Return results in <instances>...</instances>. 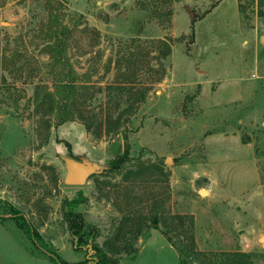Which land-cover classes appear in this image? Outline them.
I'll return each mask as SVG.
<instances>
[{
	"label": "rangeland",
	"instance_id": "obj_1",
	"mask_svg": "<svg viewBox=\"0 0 264 264\" xmlns=\"http://www.w3.org/2000/svg\"><path fill=\"white\" fill-rule=\"evenodd\" d=\"M262 12L264 0H0V264H179L172 243L191 254L182 264H264V188L238 194L255 182L242 138L264 183ZM56 31L61 70L45 49ZM57 79L82 85L62 124L34 101ZM68 160L95 173L69 185Z\"/></svg>",
	"mask_w": 264,
	"mask_h": 264
},
{
	"label": "trees",
	"instance_id": "obj_2",
	"mask_svg": "<svg viewBox=\"0 0 264 264\" xmlns=\"http://www.w3.org/2000/svg\"><path fill=\"white\" fill-rule=\"evenodd\" d=\"M261 15L264 16V12H262ZM64 29L65 27H63V29L61 30V34H64ZM49 30L52 31L53 27H50ZM61 34L58 33L57 31L51 32L50 35L47 37L48 41L45 45V49L47 51L51 64L54 65L55 68L60 70L63 66L62 64L64 62L63 53L66 49L65 39L62 36H60ZM78 86H80L79 88H81L82 85L77 84L73 79L55 80L53 87L54 89L52 90H50L47 86L37 85V89L35 90V96H34V101L36 103L37 110L39 107L42 106V103L47 102L48 111L43 115L45 118H48L49 116H51V114L54 113L58 120L57 122L59 124L73 120L74 118L78 117L79 113H74L73 109L71 108L72 106L75 105V103L78 100L74 102L73 99L70 98L76 97ZM45 120L48 122V119ZM241 141L243 143H249L248 139L242 138ZM116 164H117V159L112 161L111 166H113L114 168ZM86 200H87L86 197L80 191H77L73 198L64 202V205L66 207V211L64 213V219L66 220L70 234L73 237L80 234L82 230V223L80 222L81 217L79 214L75 212V209L80 207L82 203L86 202ZM14 219L18 222L19 228L24 229L29 235H31V237H35V238L37 237V234H35L33 227L25 220V218L21 214H17V217L15 216ZM171 245L177 252L179 264H182V261L185 258L191 257V254L186 247L185 249L184 247H181L180 244L177 245L175 243H172ZM74 248L78 249L76 246ZM239 254L242 255L245 259L248 258V255L246 253L242 252ZM51 258L54 260L56 264H70L65 261H62L55 253L51 255ZM116 263H117L116 260H113L107 256L99 257L98 255H96L94 263H90V264H116ZM72 264H88V262L83 260Z\"/></svg>",
	"mask_w": 264,
	"mask_h": 264
},
{
	"label": "water",
	"instance_id": "obj_3",
	"mask_svg": "<svg viewBox=\"0 0 264 264\" xmlns=\"http://www.w3.org/2000/svg\"><path fill=\"white\" fill-rule=\"evenodd\" d=\"M263 41V38H260ZM67 178L66 183L69 185L80 186L87 182L90 175L95 173V169L87 162L68 160L66 162ZM205 190H199L198 194L205 195Z\"/></svg>",
	"mask_w": 264,
	"mask_h": 264
},
{
	"label": "crops",
	"instance_id": "obj_4",
	"mask_svg": "<svg viewBox=\"0 0 264 264\" xmlns=\"http://www.w3.org/2000/svg\"><path fill=\"white\" fill-rule=\"evenodd\" d=\"M207 137L208 136H206V138ZM206 138H205V140H206ZM204 144H205V150H206V143H204ZM246 144H250L251 154L254 157V166H255L254 167V170H255V178H254V180H255V182H253L251 187H246L247 189L243 188L242 191H240V193H238V194L242 195L243 197H245L244 199L246 201H244V199H243L242 202H247L248 200L249 201L256 200L257 199L256 194H260L261 193L260 191L262 190L261 188H264V183H260L259 182V179L261 177V172L259 173V164H258L259 163V161H258L259 158L255 157L256 155H255V151H254L253 145L251 143H246ZM208 161H210V160H208ZM261 162L264 163V157L261 159ZM210 163H214V162L210 161ZM263 170H264V165H263ZM258 190H260V191H258ZM262 208H264V207H262ZM256 212H257V210H256ZM16 226H17V224H16ZM245 240H246V238L244 237L243 241H245Z\"/></svg>",
	"mask_w": 264,
	"mask_h": 264
}]
</instances>
